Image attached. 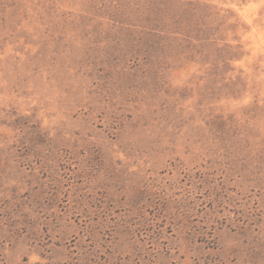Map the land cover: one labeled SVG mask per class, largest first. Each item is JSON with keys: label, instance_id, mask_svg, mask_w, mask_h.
I'll list each match as a JSON object with an SVG mask.
<instances>
[{"label": "rangeland", "instance_id": "obj_1", "mask_svg": "<svg viewBox=\"0 0 264 264\" xmlns=\"http://www.w3.org/2000/svg\"><path fill=\"white\" fill-rule=\"evenodd\" d=\"M0 264H264V0H0Z\"/></svg>", "mask_w": 264, "mask_h": 264}]
</instances>
